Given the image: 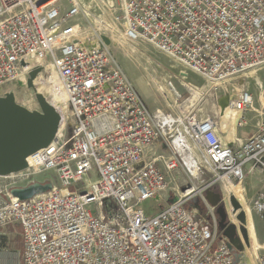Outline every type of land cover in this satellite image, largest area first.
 I'll return each mask as SVG.
<instances>
[{
  "label": "built area",
  "instance_id": "obj_1",
  "mask_svg": "<svg viewBox=\"0 0 264 264\" xmlns=\"http://www.w3.org/2000/svg\"><path fill=\"white\" fill-rule=\"evenodd\" d=\"M119 40L149 43L181 75L201 76L202 98L227 92L264 69V0H0V98L51 67L61 99L53 141L26 169L0 176V232L22 229L17 264H264V251L248 255L232 205L233 186L264 173L263 84L260 109L249 86L230 97L239 128L250 112L258 123L250 137L226 141L220 103L210 113L188 103L193 85L181 82L185 98L179 77L159 86L168 109L150 110L112 54ZM47 172L55 176L33 180ZM30 187L43 190L15 195ZM209 193L235 224L232 209L244 251L230 247ZM196 198L208 215L188 209ZM148 200L161 205L155 216L142 209ZM251 207L264 224V190Z\"/></svg>",
  "mask_w": 264,
  "mask_h": 264
},
{
  "label": "rangeland",
  "instance_id": "obj_2",
  "mask_svg": "<svg viewBox=\"0 0 264 264\" xmlns=\"http://www.w3.org/2000/svg\"><path fill=\"white\" fill-rule=\"evenodd\" d=\"M101 29V25L93 24L91 26V30L96 32L100 31ZM118 42L119 43L117 44L116 42L111 49L112 54L115 56V59L123 68L127 77L132 82L138 93L141 95L148 108L152 111L159 108L163 110L168 109L159 86L163 85L165 81L170 78L179 77V80H174V84L180 92L184 93L185 98L187 99L190 98L191 95L182 86L181 82L196 85L200 88L206 85V80L193 72L189 71L185 73L186 75H181L182 71L185 69L179 63H177L164 53H161L149 43L138 42L132 44L126 43L125 41L121 40H119ZM122 43H125L124 47L126 48L123 47ZM253 72L256 71H250L243 75V77L235 83L233 88H231L227 92L221 91L220 89L213 90L212 92L206 94V96H204L199 101L195 100L194 96V99L192 97L190 99L198 102H195L196 104H198V109H203L204 112L210 113L211 111L215 110L222 99H230V97H232V95H234L235 93H238L243 86H249L256 99V108L260 109L261 104H259V101L257 100L260 89L258 86L259 83H257L258 81L256 78L258 77L260 79V82H262L264 88V69L258 70V74L254 78L251 76ZM182 76L186 77L185 81H183L184 79L182 78ZM37 77L38 79L40 77L43 82L48 84L50 89H52L53 93L55 94L54 87L56 84V79H52L53 77H55V72L51 67L47 68L46 70L39 71L34 79H37ZM20 78H22V76ZM24 79L25 82L20 83L19 80L11 90L15 95L14 98L16 99V103L31 112H42L40 104L37 100L38 93L34 87V79L32 80V86H30L29 84L31 75L26 77L24 76ZM49 80L51 82H49ZM194 88L195 87H192V89ZM56 97L58 98L57 101L60 102V96L56 95ZM217 98H219V101ZM245 119L246 125L239 128V138L242 139L250 137L255 132L258 123L256 113L254 112H250L249 114H247ZM222 135L224 139H228H226V141H231L229 131L224 130ZM54 176V172H47L43 175L35 177L33 180L44 181L49 180ZM242 185L247 191H245V203L248 210L246 211L243 209L247 214V229L249 241V248H247L246 250L250 258H252L254 257L255 253H259V251L261 250L264 251V224L261 221L260 217L256 213H253L251 207L254 198L264 190V173L256 172L254 174L247 175L246 180ZM6 186L7 184H5L2 179H0V188L4 189ZM239 186L241 185H238V187ZM243 196L244 194L242 193V197ZM174 201L175 198L173 194L171 200H169V203H172ZM162 205L166 206L167 202L163 203ZM160 206L161 205L152 200H148L142 203V209L147 216H155L156 214H158L161 209ZM192 208L197 209L202 216L208 215V208L201 198H196L189 203L188 209ZM216 218L219 223V216L217 213ZM208 219L212 221V217L209 216ZM0 234V264H17L19 260L18 257L23 251V235L21 227L18 225L9 226L8 228L2 230Z\"/></svg>",
  "mask_w": 264,
  "mask_h": 264
},
{
  "label": "water",
  "instance_id": "obj_3",
  "mask_svg": "<svg viewBox=\"0 0 264 264\" xmlns=\"http://www.w3.org/2000/svg\"><path fill=\"white\" fill-rule=\"evenodd\" d=\"M109 45L110 41L104 38ZM40 70L31 73L32 80ZM42 112H31L18 105L13 95L0 98V176L9 175L27 168V158L40 149L47 147L59 131L61 117L56 109L50 105L41 94L37 95ZM220 106L223 111L229 107V99L221 100ZM42 187H30L26 190L15 192L20 199H30L42 191ZM207 200L212 206L217 207L219 226L224 235L230 240V247L244 251L245 246L237 234L235 224L229 223L228 213L221 198L215 197V201ZM234 213H239L238 220L241 222L240 231L245 243H248L247 216L241 203L232 198Z\"/></svg>",
  "mask_w": 264,
  "mask_h": 264
},
{
  "label": "bare ground",
  "instance_id": "obj_4",
  "mask_svg": "<svg viewBox=\"0 0 264 264\" xmlns=\"http://www.w3.org/2000/svg\"><path fill=\"white\" fill-rule=\"evenodd\" d=\"M125 42L128 43L127 41H125ZM122 44H123V47H124L125 46V43H122ZM124 48H126V47H124ZM257 74H258V72L256 71V72H253L251 76L254 78L255 76H257ZM52 79H56V78L53 77ZM256 79L258 81L257 83H259V85H261L262 82H260V79L258 77ZM24 80H25L24 79V76H22V78H20V83L25 82ZM41 80L42 79L40 77H39V79H38V77H37V79H34V87H35V90L37 91L38 94L43 95L44 99L50 105L53 104V106H54V103L55 102H58L57 101L58 98L56 97L57 94L55 95L53 93L52 89H50V87L48 86V84H46L45 82H43V80L41 82ZM49 82H51V81L49 80ZM50 84H52V83H50ZM193 87H195V88L193 89L192 98L194 96L195 100H197V101L201 100L202 99V96H203V94H202L201 91L207 89L208 86L205 85L202 88H200V87H198L196 85H193ZM261 93H263L262 90H261ZM13 96H15L14 93H13ZM261 100L264 102V98H261ZM197 101H193L192 99H189L188 103H191V104L195 105L196 103H198ZM243 118H244L243 114H241L240 112L234 110L231 107H228V109L225 112L223 111L222 116H221V120H220V126L222 127V130L223 131L224 130L225 131L226 130L229 131V133H230V140L231 141L239 138V124H240V122L242 121ZM239 185H241V186H239V187H238V185H234L233 186L232 193L234 192L235 197L241 203V205L243 206V209L247 211L248 209H247L246 203H245V191H246V189H245V187L242 184H239ZM242 193L244 194L243 197H242ZM209 196H210V199L211 200L215 201V197H214L213 194H210ZM228 210H229V213H230V217L233 220V223H235L237 225L238 224V221L236 220L235 214L232 212V209L229 206H228ZM246 216H247V214H246ZM248 243H249V241H248ZM248 243L245 244L246 245V249L249 248Z\"/></svg>",
  "mask_w": 264,
  "mask_h": 264
}]
</instances>
